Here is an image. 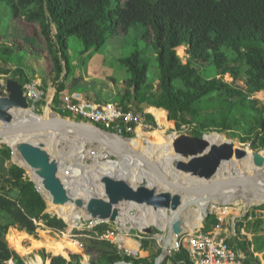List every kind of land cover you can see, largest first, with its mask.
<instances>
[{
  "label": "trees",
  "instance_id": "1",
  "mask_svg": "<svg viewBox=\"0 0 264 264\" xmlns=\"http://www.w3.org/2000/svg\"><path fill=\"white\" fill-rule=\"evenodd\" d=\"M6 1L11 6L10 19L18 23L22 37H13L7 43L0 37V62L14 67L8 73H15L13 80L22 86L39 80V89L46 93L51 81L55 86L53 110L60 116L69 117L55 108L62 93L74 91L80 84H96L106 90L111 83L115 88L114 84L119 83L116 78L104 82L85 78V69L108 39L125 42L131 28L142 27L145 31L141 37L149 47L147 54L152 61L138 49L119 58L125 76L121 87L115 88L114 99L107 101L140 114L146 107H151V113L156 108L157 114L153 115L165 127L169 125L168 111L171 125L187 118L194 137L205 136L211 142L226 138L208 133L228 132L242 144L264 150V103L255 98L264 92V0H114L113 6L110 0ZM29 26L36 28V36L29 35ZM72 39L78 43L76 48L71 45ZM180 47L186 48L185 60L177 54ZM25 49L39 61L41 76L31 75L16 64L14 53ZM72 53L78 58H72ZM226 76L231 81H226ZM44 105V100L35 104L38 114H42ZM46 115H50L48 109ZM144 117L153 128L157 127L152 115ZM10 158L11 150L1 147L0 212L11 222L0 224V264H27L26 257L18 254L28 253L23 245H16L17 253L5 244L8 228V235L21 229L36 239L37 222L55 231H63L66 224L45 212L46 201L24 169L15 164L4 166ZM204 223L210 226L203 230L211 231L217 225V217L209 214ZM109 228L105 223L95 226L98 236L93 233L84 253L91 264H154L157 256L151 260L126 255L112 243L100 240L99 236ZM236 242L237 249L247 252L248 241ZM40 246L46 248L43 241L35 240L27 248L30 252ZM38 254L49 264L82 261L78 254H70L69 261L62 252L52 256L40 250ZM170 263L192 264L185 247L173 252L162 264Z\"/></svg>",
  "mask_w": 264,
  "mask_h": 264
},
{
  "label": "water",
  "instance_id": "2",
  "mask_svg": "<svg viewBox=\"0 0 264 264\" xmlns=\"http://www.w3.org/2000/svg\"><path fill=\"white\" fill-rule=\"evenodd\" d=\"M10 84L14 85L15 88L11 89ZM7 90L8 92L4 97L0 96V145H6L11 150V154L15 155L12 143L4 142V139L9 138L13 141L20 155H25L23 159L26 162L24 165L15 157L14 160L17 163L14 164L24 169L26 174L30 173L29 170L33 171L41 179L40 181L43 186H47L50 189L56 186L58 191H63V187L60 186L67 185L63 178L60 177L62 172L61 167L67 166L70 169L80 167L82 161L85 160H81L75 155L76 151L69 155L70 151L64 153L63 151H56L54 149V154L49 149V144L51 143H54L55 147L59 146L65 149L66 147L72 149L83 143L84 150H86V144H94L97 154L89 149L87 150L89 154L87 158H91L92 160L96 159L98 164L108 162L116 164V161L125 157L129 162L122 164L126 167L132 166L135 162L140 163L141 167L144 166L142 169L148 176L142 179L140 177L137 184L131 182L124 171L116 170L112 172L109 169L101 168V166L97 167L99 169L97 171L99 176L95 182L98 186H109L110 190L113 191V196L116 194L120 196V199L123 197L129 201L144 200L147 196L152 197L154 195L156 208H159L170 216L166 222V239L163 240L160 253L155 258L154 264H161L172 252L171 242L186 232V220L183 215L191 207L202 209L201 221H204L210 214L212 205L264 204V198L258 196L259 193L257 191L249 189L250 186H257L258 189L264 187V162H254L252 164L253 168H251L252 172L250 173L241 174L239 171H236L230 174L226 172L228 168L224 167L226 163L230 162L231 157V152L226 147H219L216 150L210 149L207 146L199 145L197 138L192 135H179L176 138L171 136V147L168 150L160 151L165 157L161 164L159 161L152 163L149 154L143 153L138 148H132L127 144V141L134 138L118 137L90 123L62 117L53 111L50 105L46 108L49 110L50 115H46V112L43 115L37 114L24 96V88L22 85H18L16 81H11L7 86ZM25 111H29L36 119H26L23 121L19 116L22 113H26ZM175 114L178 115V113ZM92 129L102 133L104 138L96 135ZM208 134L227 137L225 134H219L217 132H210ZM181 136L187 137L189 140L185 141L186 139H180ZM190 140H194V144H191ZM240 149L242 152L239 156H243L244 151H250L255 156H258L260 153L264 154V152L253 151L241 146ZM69 157L73 158L72 162L66 160ZM132 159L135 162L132 163ZM231 164L236 165L237 163ZM93 165L94 160L91 167ZM236 167L237 165L233 167V170ZM161 169H164L165 172L163 173ZM233 170L230 168L229 172ZM89 172L90 170L87 174ZM33 173H30V181L34 183L36 190L45 198L38 187L37 180L33 177ZM217 173H220L221 176L224 173L228 174L224 175L225 178L221 182H218L215 180V178H218L216 177ZM143 183L145 185H139ZM228 184L239 186L240 191L236 192L234 199L227 196L229 194L217 192L218 190H215L214 187L228 186ZM131 186L147 187L135 191ZM154 186L166 187L163 190L160 188L157 190ZM107 191L106 188V193ZM156 191L164 192L163 194L161 193L159 195L157 193L158 195H155ZM95 204H97V201L92 199L89 204L92 206L90 212L102 214L101 219L98 220L99 223H107L109 220L114 221L113 219H104L111 215L115 218L113 211L108 210L102 212L94 210V207H97ZM160 230L165 235V231ZM69 254L70 252L66 259H69ZM80 264L91 263L89 261H82ZM116 264L133 263L119 262Z\"/></svg>",
  "mask_w": 264,
  "mask_h": 264
},
{
  "label": "rangeland",
  "instance_id": "3",
  "mask_svg": "<svg viewBox=\"0 0 264 264\" xmlns=\"http://www.w3.org/2000/svg\"><path fill=\"white\" fill-rule=\"evenodd\" d=\"M110 1H111V5L113 6L114 5V0H110ZM10 9H11L10 3H7L6 0H0V31L2 29H4V31L0 33V37L2 38V41H4V43H7V41L9 39H12L13 37H17V36L19 38L22 37V35H21L22 31H21L18 23L15 22L14 19H10V17H11ZM8 20H9V22H8ZM136 28H139V29L137 30ZM28 31H29V35L36 36V28L34 26H29L28 27ZM144 31L145 30L142 27H133V28H131L129 30V32H127L128 36H127V40L125 42H124L123 39H120V38H112V39L110 38V39H108L104 43V45L98 50V52L93 56V59L91 60V63H89L88 66L86 67L85 74H83L84 77L85 78L86 77L87 78H90V77L91 78H97V79L102 80V82H104L105 80L108 81L110 78H116V80L119 83H115L114 84L115 88L121 87V80L124 78L125 72H124V70H123L124 68L121 66V64L118 63V59L119 58L127 56L132 51L138 49V50H143L144 53L146 55H148V60L152 61L151 56L149 54H147L148 51H149V47L146 45V41L143 39V37H141V34ZM24 37H25V35H24ZM71 45H72V47L73 46L75 47V45H78V43H77V41L75 42L72 39L71 40ZM176 50H177V54L183 60H185V58H186V48L180 47V48H177ZM72 55H73L72 58H78L75 53H72ZM15 56L18 59V60H16V64L20 65L18 67H21L26 72H29L31 75L32 74H36V75H40V76L42 75L43 69H42L41 65H39V61L34 57V55L28 49H25L24 52L14 53V57ZM82 60L87 63L86 59L83 58ZM12 68L14 70V67L10 66L8 68V66L6 67L3 63L0 62V96L1 97H4L7 94V92H8V90H7L8 84L11 83V81H14L13 77H15V75H14L15 73H8V72H10V70ZM225 80L226 81H231L229 76H226ZM16 82L18 83V85H21L18 81H16ZM67 83L69 84V82H67ZM33 84H34V82H33ZM69 86H72V85L69 84ZM109 86H110L109 89L106 88V90H103V89H100L101 87L97 86L96 84H86V85L85 84H80L79 88L73 89V90L81 91V92H83L85 94V96H87L89 98H92L94 100H101V101H107L108 100L109 101V100L114 99V97H115V95H114L115 88H113V85L111 83L108 85V87ZM47 87H49V88H48L45 96H46V99L47 98L49 99L48 103L51 102V104H50V107H51V106H54L53 105V100H54V96H55V86L53 85V83L51 81H49ZM110 89L112 91H110ZM263 94H264V92H261V93H258V94L255 95V98L260 100L262 103H264V95ZM48 103L47 102L45 103L42 115L46 112V108L49 106ZM30 106H32V104H30ZM149 108H151V107L144 108L143 112L147 113V114H150V115H152L154 117L153 114H155V115L157 114L156 109L153 108L152 109V113H151L149 111ZM33 110L36 112V110L34 108H33ZM130 111H132V112H134L136 114H139L138 112H135V110L133 108ZM67 114L69 115V117H67V118H69L71 120L84 122V121L75 119V117L72 114H70V113H67ZM153 121H155V117H154ZM186 121H187V118L183 122H175L173 126L172 125L171 126L168 125L167 127H165V125L163 123L155 121L156 124H157L156 128H152L150 131L142 130L141 133L138 132L136 139H138L140 141H146V140H151V138H154V136H155V137H157L156 138V142L164 143L165 141H167L168 139H171L172 137L176 138L179 135H190V132H191L193 126L187 125ZM156 131H158V135L155 134ZM160 132H162V133H160ZM224 134L234 144L239 145V146H241L243 148H248V149H251L253 151H256V150L251 148L250 143L244 145L238 139L231 137L228 134V132H225ZM134 137L135 136H133L132 138H134ZM180 139H183L182 136L180 137ZM215 144L219 145L218 142L215 143ZM3 146H6V145L1 144L0 148L3 147ZM167 146H170V144L167 143ZM74 148H76V147H74ZM74 148L70 149V147H66V149L64 150V148H61L59 146L55 147L54 143L49 144V149L54 154H55V150H56V151H63L64 153H67L68 151H70L69 155H71V154L75 153L74 152L75 151ZM78 148H80V147H78ZM81 149H82V146L79 149V151H82V153L80 152V156L79 157H81V155H83L84 153L88 154L87 150H89V149L91 151L95 152V154H97V150H95L96 146L94 144H86L85 145V149L86 150H84V149L81 150ZM156 149H158V150H156ZM161 150H166V149L155 148L153 150L154 154L150 155L152 163L155 162V161H159L160 164H161L162 160L165 158L164 154L162 152H160ZM257 151L264 152V150H262V149H258ZM75 155H76V153H75ZM14 159H15V155L11 154L10 160H6L4 162V166L8 167V166H10V165H12L14 163L16 164L17 162ZM66 160H68L69 162L70 161L72 162L73 158L69 157V159L66 158ZM84 164L92 165L93 164V160L91 158H85ZM109 164L111 165L113 170H115V171L116 170L124 171L127 175H130V173L132 171V169H131L132 166L125 167V165H123V167H121L118 164V162H116V164L109 162ZM236 165H233L230 162H228V163H226V165L224 167L225 168H229L230 167L233 170V167L236 166ZM230 168L226 172L231 173V172H229ZM84 171H85L86 175L88 176V181L83 183L84 187L85 186L86 187L83 188L82 187V185H83L82 183L77 184V186H75L74 188L70 187V193L69 194H71V196H68V194L66 196H64L66 198V208H65L66 211H69L71 206L74 205V204L72 205L71 203H69V199L72 197V200L75 201L73 194L77 190H80L81 194H84L85 191H89L88 193L91 194V191L94 189V186L97 185L96 182H95V179L92 176V174H90V176H89V173H91V172H89L87 174V172L89 170L86 169V168L84 169ZM161 171L163 173L165 172L164 169H161ZM80 172L81 171H79L76 175H79ZM121 174H123V173H121ZM219 175H220V173H217L216 177L220 178ZM26 176L30 179L31 175H30V173L29 174L27 173ZM65 176H68V175H65ZM60 177H62L61 174H60ZM140 177H143V176H141L139 174V176L137 177V180H135L136 181L135 184L138 183L137 181H139ZM2 183L3 182H1V180H0V186L2 185ZM37 183H38V186L42 185V182L39 179L37 180ZM86 183H88V184L86 185ZM80 184H81V186H80ZM139 185H145V184L143 183V184H139ZM131 187L133 188V190L139 191V189H142L143 187H147V186H135V187L131 186ZM154 187H156L157 190H159V188L161 190H163L166 186H164V187L163 186H154ZM106 188L108 189V191H107L108 194L106 193ZM103 189L105 190V192H103L104 196L102 195L103 197L96 195V193H94V195L91 194V196L88 197V199L78 201L79 204H81V205H78V208L76 207V208L72 209V211L75 213V212H81L83 210L82 211L83 213L85 212L86 214H90L92 216L97 214V212H92V213L90 212V209H92V206L89 205L90 202L92 201V199L93 200L95 199L97 201L98 205L95 204L97 207H94V210H98V211H102V212H106V211L110 210V211L114 212L115 218L111 214H110L111 216H109L110 219H113L114 221L109 220L105 224L110 226L109 229L112 230L114 233H120L121 235L125 236V238L127 240V244H128L130 249H132L134 252H136L138 254V256H141V257L145 256V255L141 254V251H143L144 253L148 254V256H149L148 258L151 259V260L155 256H158L159 253H160V248H161V246L163 244V240L165 239V237H164V232L160 230V229L163 228L161 226V223L159 221L158 222L156 221V219H157V217L155 215V213H156V211H155V208H156L155 201L156 200L154 199V195H152V197L151 196L149 197V196L146 195L147 197L145 196L146 199H144V200H139V201L134 200V203L136 202L135 205H137V206H138V204L139 205H149V203H150V205L153 204L152 205V213L153 212H155V213L154 214L150 213V215L147 214L145 216V218H146L147 221H152L153 223H154V221H156V222L154 224L152 223V225H150V226H152V233H144L141 229H139V225H138L137 221H135V220L138 219L137 214L139 212H136L133 209L128 210L129 214H131L132 216H129V218L127 216L126 221L132 219L134 224L132 222H130V221H127L126 222V226L124 228L121 227L120 224H118V217L122 216L121 212H120V209H122V211H124V210H127L129 207H127L126 205H122V204L120 206L115 205L114 204V202H115L114 201V197L117 199V196H118V199H119V195L112 196L113 195V191L110 190L109 186L108 187L107 186H103L102 190ZM163 192L162 191H156L155 195H158V194L160 195L161 193L163 194ZM166 192H169V191H166ZM92 193H93V191H92ZM188 197H190V195H188ZM44 199L46 201V210H45V212H47V213H49L51 215H54L57 218L63 220L65 222V224H66V228L63 231H55V230H52V229H49V228L45 227L42 222H37L38 228L36 230V234H37V238L36 239L32 235H30L28 232H26L24 230H21V229H19L20 231H17V230L13 231L10 235H8V233H9V228H8V232L4 236L5 237V240H4L5 244L8 245V247L10 249L16 251L17 253H18V251L16 250V245L17 246L18 245H23L28 253H26V254L18 253V254L21 257H23V258L26 257L27 264H38L37 263V257H39L40 260H41V262L39 264H49L50 263L49 261L45 262L42 259V257L38 254V251H40V250H44L47 255L50 254L52 256H58V254L62 252L66 257L68 255V253L70 252V254L81 255L82 256V261H89V257L84 255L85 250H86L85 248L88 245L89 239H91L94 236V234H93V233H95L94 228H95V226L99 225V224L96 223L98 221L94 220L92 217H90L88 215L87 216L85 215L86 217H84V214H81L80 217L78 219H76V221H75V218H77L78 216L74 217L73 221L69 223V221H67L65 219V217H63L64 211L63 212H59V210H54L51 207V205L48 203L49 199L46 198V197ZM59 200L57 201V206L58 207H60V203H61V201L59 202ZM121 200L122 199H120V201ZM73 201H72V203H73ZM144 201H146L147 203L144 202ZM128 204H129V202H128ZM194 212H195V208L191 207L183 215L184 219L185 220L187 219L186 221H188V219H191L192 216L194 215ZM197 221H201V217L197 218ZM10 222L11 221H9V219L4 214H2L0 212V224H8ZM100 224H102V223H100ZM199 224L198 225L200 227L198 226L195 229L193 228L191 231L186 230L185 233H191V232H193V231H195V230H197V229H199L201 227H202V229L204 227L205 228L206 227L209 228V226H210V225H206L204 223V221L199 222ZM214 225L212 226L213 228L211 229V231H213L216 228V225L215 226ZM239 226H241V225H239ZM263 228H264V226L261 224V222H259L257 220H255L254 222H247L246 223L245 231L246 232L249 231V233L251 234L250 241L253 243L254 247H257V246L261 245V248H262L261 233L263 232ZM239 229L240 228H237V232L240 231ZM226 230H227L228 235H230L231 234L230 233V231H231L230 228H227ZM156 234L157 235H161L163 237L161 239H158L157 236H155ZM12 235H13V237H12ZM95 235L98 236L97 233H95ZM236 235H237V233H235V235L232 236L231 238H228V241L230 242V244L233 247L236 244V240L239 241V242L244 243L247 240V238H248V236H245V235H241V234H238L237 236ZM64 236L69 237V239L72 242H75V243L76 242H80L81 244L84 245V248H82V249L79 248V250L75 252V251H70V250L64 249V248L63 249H56V248L51 247V245L53 243L52 240H60ZM233 237H234L235 240L233 239ZM244 237H246V240L243 239ZM34 240L43 241L47 247L52 249V251H57V252H52V251L48 250L47 248H45L43 246H40L37 249H33L32 251L29 252V250L27 248V245H29L30 241H34ZM143 243L147 244V245L144 246ZM141 244H143V246H141ZM246 246L248 248L249 244H247ZM171 248L172 249L174 248V243L172 244ZM173 252H176V251L172 250L171 254ZM134 256H137V255H134ZM164 260L161 262V264L164 262Z\"/></svg>",
  "mask_w": 264,
  "mask_h": 264
},
{
  "label": "built area",
  "instance_id": "4",
  "mask_svg": "<svg viewBox=\"0 0 264 264\" xmlns=\"http://www.w3.org/2000/svg\"><path fill=\"white\" fill-rule=\"evenodd\" d=\"M23 88L24 96L29 104H32V108L35 109V104L42 100L48 103L49 99H46V93L39 89L37 83L25 84ZM48 104L50 105L51 102ZM51 107L53 109L54 106ZM55 108L118 137L132 138L135 136L134 138H136L137 132L150 131L153 128L144 117L147 113L136 114L132 111H125L116 102L94 100L78 90L62 93L59 104ZM210 214L217 217V225L213 231L205 232L201 228L191 233H183L174 240L172 250L178 251L185 247L192 264H263L258 262L253 243L250 240L248 241L250 244L249 253H237L228 241L225 229L227 220V223L230 222L233 235L237 232V228H240L239 234L251 237V234L249 235L245 231L246 223L257 220L264 226V204L212 205ZM261 237L264 246V228ZM99 239L112 243L121 253L138 255L129 248L125 236L120 233H114L109 229L104 231ZM76 243L80 249L84 248L80 242Z\"/></svg>",
  "mask_w": 264,
  "mask_h": 264
},
{
  "label": "bare ground",
  "instance_id": "5",
  "mask_svg": "<svg viewBox=\"0 0 264 264\" xmlns=\"http://www.w3.org/2000/svg\"><path fill=\"white\" fill-rule=\"evenodd\" d=\"M10 88L11 89H14L15 86L12 85V84H10ZM156 111H157V109H156ZM25 112L26 113H22L19 116V118H21L23 121H25L26 119L27 120H34V119H36L29 111H25ZM166 113H167V116H166L167 124L171 125L169 123L168 112H166ZM155 121L157 122L156 118H155ZM92 131L96 135H98L99 137L104 138V136H103L102 133H100V132H98L96 130H93V129H92ZM160 133H162V132H160ZM155 134L158 135V131L155 132ZM204 137L205 136H202L201 138H197L196 137L197 140L199 141V145L204 146V147L207 146L210 149H214V150L218 149L219 147H226L231 152L230 162L231 163H235L236 162L237 163V167L230 174L235 173L236 171H239L241 174H247L248 172L250 173V172H252L251 168H253V165L252 164H254V162H259V163L264 162V154H262V153H260L258 156H255L250 151H247V152L244 151V153L242 154L243 156H239L241 154V152H242L241 149H240V146L234 144L230 140H227V139H229L228 137H225L226 139L219 138V140H213L211 142L208 141V140H206V139H204ZM156 138L157 137L154 136V138H151V140H146V141H140V140L134 138L132 140L127 141V144L130 147H132V148H138L139 150L143 151V153H146V154H149V155L154 154V151L153 150L155 148L168 150L169 147H171V142H172L171 139H168L164 143H158V142H156ZM182 138H183V140L186 139L185 141L189 140V138L184 137V136H182ZM4 142L12 143V147L14 149L15 157L18 160H20L22 164L25 165L26 162L23 159V157L25 155H23V154L20 155L19 151L17 150V147L13 144V141H11L9 138H5L4 139ZM194 142H195L194 140H190V143L191 144H194ZM217 142L220 143V145H216L215 143H217ZM167 143L170 144V146H167ZM81 146H82V149L81 150H83V143H81L80 145H78L76 147V150H75L76 151V155L78 157L80 156V152L82 153V151H79V149L81 148ZM78 147H80V148H78ZM64 150H65V148H64ZM84 154L81 155V157H79L81 160L89 157V154H86V153H84ZM93 160H94L93 167H91V165L84 164V161H82V165L80 167H76V168H73V169H70L67 166H62L61 167V171H62L61 172V175H62V178H63V180L65 181V183L67 185V186H60V187H63V191H58L56 186L54 188H51V189L48 188L47 186H43V184L41 186H38L39 189L41 190V192L43 193L44 197H46V198L49 199V202L48 203L51 205V207L54 210H59V212H63L64 211L63 217H65V219L67 221H69V223L73 221L74 217L78 216L77 218H75V221H76V219H78L81 214H84V217H86L88 215V216L92 217L94 220H97V221L99 219H101V216H102L101 213H98L97 212V214H95V215L92 216L90 214H86L85 212L83 213L82 212L83 210L81 212H75L74 213L72 211V209H74L76 207L78 208V205H81V204H79L78 201L88 199V197H90L91 194L94 195V193H96V195L103 197L104 196L103 192H105L104 189L102 190V187L103 186L102 187L101 186H97V185L94 186V189L92 190L93 193L91 191V194L88 193L89 191H85L84 194H81L80 193V190H77L73 194L75 201L72 200V197L69 199V203H71L72 205L74 204V205L73 206L70 205L71 208H70L69 211H66V209H65L66 208V198L64 196H66L67 194H68V196H71V194H69L70 193V187L71 188H74L75 186H73V185H76L77 186V184H79V183H82L83 184V183H85V182L88 181V177H87V175H86V173L84 171L85 168L88 169V170H90V172H91L90 174H92V176H93V178L95 180H97L98 179V176H99V174L97 173V171H99V169H97L98 166H101V168H103V169H109L112 172L115 171V170H113V168L111 167V165L109 164V162L108 163H105V164H103V163H99L98 164V162L96 161V159H93ZM116 162H118V164L121 167H123V164L122 163H128L129 161H128V159H125V157H122L121 160H118ZM133 162H135V160L132 159V163ZM142 168H144V166L141 167L140 163H137V162L133 163V165H132V171H131L130 175H127V177L129 178V180L131 182L135 183L136 182L135 180H137V177L139 176V174L141 176H143V177L148 176V175L145 174V171ZM228 169H226V171H228ZM79 171H81L79 173V175H76ZM29 172L30 173H33V171H31V170H29ZM109 174H110V172H109ZM225 174L227 175L228 173H224V175ZM263 174H264V167H263ZM65 175H68V176H65ZM33 177L35 179H37V180L38 179L41 180L37 175H35V173H33ZM143 177H141V179ZM219 177L220 178H215V180L218 181V182H221L222 179L225 178V176H221V175H219ZM139 180H140V178H139ZM87 184L88 183H86V185ZM80 186H81V184H80ZM82 187L85 188L86 186L84 187V184H83ZM211 187H213V186H211ZM214 187H215V190H218L217 192H222V193H225V194H229L227 196L231 197L232 199H234L236 197L235 196L236 195V192H239L240 191L239 186H236L235 184L234 185L233 184H228V186H217V187L214 186ZM249 189H252V190L257 191V193H259L258 196H260L261 198H264V195H263L264 194V187H260V189H258L257 186H250ZM62 194H64L63 197H62ZM115 196H117V195H115ZM57 199L58 200L60 199L59 202L61 201L60 207L57 206V201H58ZM121 199L122 200L120 201V196H119V199H118V196H117V199L114 197V201H115L114 204L117 205V206H120L121 204L122 205H126L129 208L127 210H124V211H122V209H120V212H121V215L122 216L121 217H118V224H120V226L123 227V228L126 226V222L127 221H130V222H132L134 224V222L132 221V219L126 221L127 216H128V218H129V216H132L131 214H129V211L128 210L133 209L134 211L139 212L138 214L136 213L138 219L135 220V221H137V223L139 225V229H141L144 233H152V226H150V224H152L153 222L152 221H147L146 218H145V216L147 214L150 215V213H152V205L153 204L150 205V203H149V205H139L137 203L138 204V206H137V205H135L136 202L134 203V201L126 200L123 197H121ZM72 201H73V203H72ZM128 202H129V204H128ZM144 202H146V201H144ZM233 202H236V201H233ZM155 211H156V213L153 212L152 214L155 213V215L157 217L156 221L157 222L159 221L161 223V226L163 227L162 229L165 231L164 237L166 239V230H167V224H166V222H167V220H168V218L170 216L168 214H166L164 211L160 210L159 208H155ZM197 211H200V212L197 213ZM201 213H202V209L201 208H195L194 215L192 216L191 219H188V221H186V223H185L186 224V230L191 231L194 227H198V224H199L200 221H197V218L201 217ZM104 219H110V217H106ZM156 221H154V223ZM155 236H157L158 239H161L163 237V236L157 235V234ZM52 241H53V243H52L51 247H53V248H56V249H63L64 248V249H68L70 251H75V252L79 250L78 244L75 243V242H72L69 239V237H67V236H64L60 240H52ZM30 242H33V241H30ZM173 243H174V240L171 242L170 246H172ZM46 248L50 249L47 246H46ZM50 250L52 251V249H50ZM55 252H57V251H55Z\"/></svg>",
  "mask_w": 264,
  "mask_h": 264
},
{
  "label": "crops",
  "instance_id": "6",
  "mask_svg": "<svg viewBox=\"0 0 264 264\" xmlns=\"http://www.w3.org/2000/svg\"><path fill=\"white\" fill-rule=\"evenodd\" d=\"M35 84L37 83V85H41V83H40V81L39 80H34L33 81ZM200 211H197V213H199ZM200 215V214H199ZM229 223L230 222H228L227 223V220H226V229L227 228H230V225H229ZM154 224V223H153ZM228 224V225H227ZM150 225H152V224H150ZM202 228V227H201ZM201 228H199V229H201ZM225 229V232H226V235L228 236V238H231L232 236H234L233 234H232V231H230V233L232 234H230V235H228V233H227V230ZM231 230V229H230ZM248 233H249V231H248ZM249 235H250V233H249ZM244 240H246V237H244L243 238ZM250 240V237L248 236V238H247V240L246 241H249ZM246 241L244 242V243H242V242H240L241 244H245L246 243ZM237 243V242H236ZM249 244V243H248ZM232 246V245H231ZM249 246H250V244H249ZM254 246V245H253ZM233 247V246H232ZM235 250H236V252L237 253H243V254H248L249 253V250H250V247H246V250H247V252H243V251H241L240 249H237V247H236V245H234V247H233ZM254 253H255V255L257 256V258H258V262H261V263H263L264 264V246H262V248H261V245H259V246H257V247H254ZM141 254H143V255H145L144 257H142V258H148L149 256H148V254H146V253H144L143 251H141ZM140 255V254H139ZM141 257V256H140Z\"/></svg>",
  "mask_w": 264,
  "mask_h": 264
},
{
  "label": "clouds",
  "instance_id": "7",
  "mask_svg": "<svg viewBox=\"0 0 264 264\" xmlns=\"http://www.w3.org/2000/svg\"><path fill=\"white\" fill-rule=\"evenodd\" d=\"M15 81V80H14ZM171 250H172V248H171ZM66 259V258H65ZM68 261L70 260V258L69 259H67Z\"/></svg>",
  "mask_w": 264,
  "mask_h": 264
}]
</instances>
